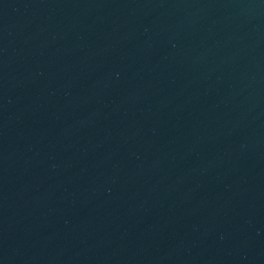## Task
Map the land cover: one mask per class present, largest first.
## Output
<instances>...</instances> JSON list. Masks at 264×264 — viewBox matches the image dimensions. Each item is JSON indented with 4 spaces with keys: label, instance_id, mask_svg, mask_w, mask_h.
Here are the masks:
<instances>
[{
    "label": "water",
    "instance_id": "obj_1",
    "mask_svg": "<svg viewBox=\"0 0 264 264\" xmlns=\"http://www.w3.org/2000/svg\"><path fill=\"white\" fill-rule=\"evenodd\" d=\"M0 264H264V0H0Z\"/></svg>",
    "mask_w": 264,
    "mask_h": 264
}]
</instances>
